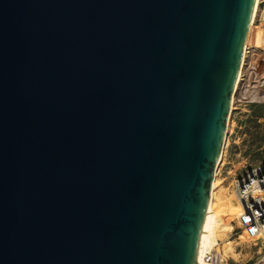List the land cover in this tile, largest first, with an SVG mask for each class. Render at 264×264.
Returning <instances> with one entry per match:
<instances>
[{
  "label": "water",
  "instance_id": "obj_1",
  "mask_svg": "<svg viewBox=\"0 0 264 264\" xmlns=\"http://www.w3.org/2000/svg\"><path fill=\"white\" fill-rule=\"evenodd\" d=\"M256 0H0V264H197Z\"/></svg>",
  "mask_w": 264,
  "mask_h": 264
},
{
  "label": "rangeland",
  "instance_id": "obj_2",
  "mask_svg": "<svg viewBox=\"0 0 264 264\" xmlns=\"http://www.w3.org/2000/svg\"><path fill=\"white\" fill-rule=\"evenodd\" d=\"M255 25H259L255 22ZM252 38V39H251ZM253 40L255 36H251ZM259 45L264 47V38ZM264 48L254 49L245 59L244 69L235 93L231 112L227 145L217 166L213 211L220 214L228 205L238 206L234 192L235 182L264 163ZM229 119V118H228ZM230 200V202H229ZM229 217L227 226L216 245L229 264H248L257 255V248L249 240L235 235L239 227L237 212ZM228 227V228H227ZM214 247V248H215Z\"/></svg>",
  "mask_w": 264,
  "mask_h": 264
},
{
  "label": "built area",
  "instance_id": "obj_3",
  "mask_svg": "<svg viewBox=\"0 0 264 264\" xmlns=\"http://www.w3.org/2000/svg\"><path fill=\"white\" fill-rule=\"evenodd\" d=\"M257 22L264 34V0L259 3ZM253 51L254 48H249L246 58ZM234 192L239 206L236 216L239 227L235 235L238 240H249L258 249L256 257L248 264H264V163L236 181ZM204 259L208 264H229L216 247L208 250Z\"/></svg>",
  "mask_w": 264,
  "mask_h": 264
},
{
  "label": "bare ground",
  "instance_id": "obj_4",
  "mask_svg": "<svg viewBox=\"0 0 264 264\" xmlns=\"http://www.w3.org/2000/svg\"><path fill=\"white\" fill-rule=\"evenodd\" d=\"M259 3L260 0H256L255 2V6H254V11H253V18H252V22L249 28V33H248V38H247V42L245 45V49H244V54H243V60L241 63V69H240V73H239V77H238V81L235 87V91L233 93V97H232V105H231V109H230V113H229V119L227 121V136L224 142V146H223V150L221 153V156L223 157V151L224 148L227 145V139H228V135H229V126H230V118H231V112L233 110V104H234V98H235V93L238 89L239 83L241 81V77H242V73H243V69H244V63H245V59L247 56V50L249 48H254V49H258V48H264L263 45H259V40L262 38H264V34L263 31L257 27V25H255L257 16H258V12H259ZM251 36H255V38L253 40H250ZM252 39V38H251ZM264 50V49H262ZM221 159V157H220ZM220 162V160H219ZM218 183H217V179L214 180L213 185H212V189H211V197H210V201H209V205L207 207V211H206V216H205V222H204V227H203V232H202V246L200 249V253H199V257H198V262L197 264H208L206 262V260L204 259V255L206 254V252L208 250H212L216 245H218V241L221 239V235L219 234L220 230L222 229V227H226L227 226V222H229V217L235 215V211L239 212V206L235 207L234 205H228L224 211H222L220 214H216L213 211V198H214V190L217 188ZM230 202V200H229ZM228 228V227H227Z\"/></svg>",
  "mask_w": 264,
  "mask_h": 264
}]
</instances>
